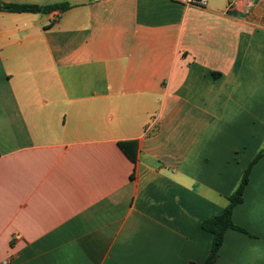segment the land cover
I'll use <instances>...</instances> for the list:
<instances>
[{"label": "crops", "instance_id": "0c3cea01", "mask_svg": "<svg viewBox=\"0 0 264 264\" xmlns=\"http://www.w3.org/2000/svg\"><path fill=\"white\" fill-rule=\"evenodd\" d=\"M1 1L72 8L0 12V264H205L264 149V0ZM233 222L215 264H264V157Z\"/></svg>", "mask_w": 264, "mask_h": 264}, {"label": "trees", "instance_id": "16d2710c", "mask_svg": "<svg viewBox=\"0 0 264 264\" xmlns=\"http://www.w3.org/2000/svg\"><path fill=\"white\" fill-rule=\"evenodd\" d=\"M72 8L70 3H57L47 6L35 4H19V3H4L0 0V12L13 14H50L54 11L67 12ZM119 146L123 152L134 162L137 160L138 143L136 141H129L120 143ZM264 157V149H262L254 158L248 169L245 171L240 185L236 191L229 197V205L224 212L204 221L202 227L205 231L213 234V244L210 255L205 264H215L219 258L220 249L224 243L225 234L229 229H234L244 232L242 228L236 226L233 222L234 209L243 202L245 188L249 183V177L253 166ZM189 264H197L191 262Z\"/></svg>", "mask_w": 264, "mask_h": 264}, {"label": "built area", "instance_id": "2783aa9c", "mask_svg": "<svg viewBox=\"0 0 264 264\" xmlns=\"http://www.w3.org/2000/svg\"><path fill=\"white\" fill-rule=\"evenodd\" d=\"M193 3L198 4V5H202V6H205V5H206V2H205V1H203V2H201V3H196V2H193ZM232 5H233V4H230V6H232ZM3 264H13V263H12L11 260H6V261H4Z\"/></svg>", "mask_w": 264, "mask_h": 264}]
</instances>
